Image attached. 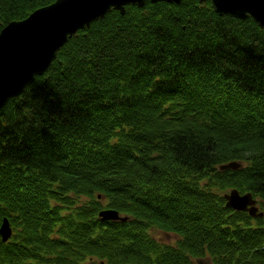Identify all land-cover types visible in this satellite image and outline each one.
<instances>
[{
    "label": "trees",
    "instance_id": "1",
    "mask_svg": "<svg viewBox=\"0 0 264 264\" xmlns=\"http://www.w3.org/2000/svg\"><path fill=\"white\" fill-rule=\"evenodd\" d=\"M54 1L0 0V31ZM231 189L264 212V31L210 1L110 11L0 108V264H264Z\"/></svg>",
    "mask_w": 264,
    "mask_h": 264
},
{
    "label": "water",
    "instance_id": "2",
    "mask_svg": "<svg viewBox=\"0 0 264 264\" xmlns=\"http://www.w3.org/2000/svg\"><path fill=\"white\" fill-rule=\"evenodd\" d=\"M147 1L180 3L182 0H55L37 8L25 19L9 22L0 31V108L22 93L36 76L45 74L60 49L79 30L89 29L112 10L123 15L126 6L143 7ZM199 1H210L220 16L251 18L264 31V0ZM238 168L241 164L236 161L220 166L221 170ZM224 197L227 207L246 211L253 217L263 216L250 192L241 194L237 189H231ZM99 216L103 220H127L111 209L101 210ZM11 234L9 220L4 218L0 226L2 240L7 241Z\"/></svg>",
    "mask_w": 264,
    "mask_h": 264
},
{
    "label": "rangeland",
    "instance_id": "3",
    "mask_svg": "<svg viewBox=\"0 0 264 264\" xmlns=\"http://www.w3.org/2000/svg\"><path fill=\"white\" fill-rule=\"evenodd\" d=\"M236 162H239L241 164V166L243 165L240 161H236ZM228 192H226V193H228ZM263 215H264V212H263ZM153 233L158 239H160L163 242L169 243V244L174 243L175 240L177 239V236L174 235L173 233H165V232H160V231H154Z\"/></svg>",
    "mask_w": 264,
    "mask_h": 264
}]
</instances>
